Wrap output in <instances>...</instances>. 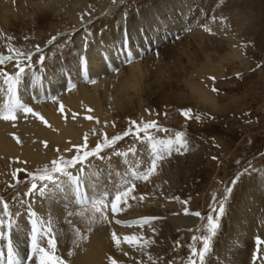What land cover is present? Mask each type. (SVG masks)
Listing matches in <instances>:
<instances>
[{"label": "bare ground", "instance_id": "bare-ground-1", "mask_svg": "<svg viewBox=\"0 0 264 264\" xmlns=\"http://www.w3.org/2000/svg\"><path fill=\"white\" fill-rule=\"evenodd\" d=\"M218 1L141 0L131 9H127L125 0H119L103 13L106 14L104 19L87 17L83 21H81L77 12L70 13V18L75 21L74 25L70 26L71 28H61L55 31L52 36L57 35L58 32L72 34V44L60 51L53 47L49 56L51 59L46 61L49 68L48 78L53 80L55 84L54 89L52 85L46 84L47 93L48 95L57 96L58 101L53 102L51 99H47L43 92L37 97L31 89L23 97L25 102L30 103L36 111L45 117L51 127L27 118L25 120L18 118L14 124L13 122L0 120V194L5 196L2 187H7L8 183L12 182L10 173L14 169L26 167L35 171L43 168L44 165L49 164L53 158H57L59 155L70 156L69 154H72L74 150L68 152L66 149L72 148L79 141V143H82L86 133L90 136L93 134L92 129H96L98 132L102 131L105 118L115 115L117 109L121 106L120 102L129 101L135 93H141L139 90L143 89H140V86L145 81L142 83V80L143 78L146 79L144 75L147 74L150 67L157 64L159 68V63L163 65L165 56L163 58L161 56L168 51L160 47L167 42L170 41L167 48L172 50V53L169 51V54L180 57V60H185L186 69L189 68V64L190 69H193V66L197 68L199 71L197 73L221 70L225 61L239 57L233 38V41L229 39L225 42L228 50L226 49L227 51L223 53L217 35L211 37L208 33L206 35L197 33L204 26L205 15L202 17L203 11L207 12L211 19L213 16L220 18L221 14L229 12L225 4L227 6V3L233 0H221L222 4L221 2L217 3ZM62 2L63 0H8L7 3L0 2V30L6 34L5 28L8 30V26L17 27L19 25L17 22L18 15L22 20L34 21L36 29L45 32L44 24L55 20L56 15L61 11ZM5 8H7V11H11L10 8L15 10L16 14L12 16V20L2 10ZM75 8L80 11L77 2H74L73 9ZM124 12L128 13L126 19L123 18ZM196 22H199L197 26H195ZM150 24L151 30L147 35L150 37L151 42L147 37L142 39L136 32L137 27L147 29ZM217 24L214 28L220 29L221 24ZM125 28L131 31L133 51L138 53V55H135L132 64L122 63L124 56L117 51L120 46L119 38ZM85 30L92 33L87 47L84 46L81 39L85 35ZM188 31L194 32L188 34ZM61 38L63 39V37H58L57 40ZM191 39H193L192 45ZM55 43L56 41L49 45L46 42L41 47L44 46L47 49ZM80 56L87 58L88 71L78 75L77 64ZM168 59L166 62L164 61L165 64H167ZM175 61L177 60L175 59ZM113 67L119 68L120 71L118 73L113 71ZM57 69L63 72L76 87L70 91L59 87V84L64 83V81L52 76V72ZM182 76L183 78L186 77L185 75ZM89 79H94L96 82L90 83ZM187 81L188 79L186 83ZM191 83L192 89L200 99L212 103L215 109L219 106L218 102H215L216 100L199 84ZM0 103H2V98H0ZM60 103H63L65 107L64 114H61L58 110ZM88 109H92V111L89 112ZM73 113H76L75 120L72 119ZM21 115L23 114L21 113ZM89 115L98 118L100 123L97 124L95 120L86 119ZM65 116H67V119H65ZM12 133L20 138L21 143L16 142L11 135ZM43 141H47V147H45ZM54 147L59 148V153L54 151ZM120 161L121 158L113 157L112 168L118 166ZM95 163L100 168L105 167V162L98 163L95 161ZM260 168H264V164L257 167V169ZM105 170L107 171V169ZM254 175L256 179L245 180L236 195L231 198L226 208V214L222 218L223 222H221L219 235L213 245L211 258L207 264H251L252 254L254 253L253 247H255L254 234L256 229L264 226V184L259 183L260 173ZM159 182L164 184L163 179H160ZM170 192L165 193L168 199L172 194ZM5 198L9 199L7 196ZM31 199L35 210L39 214L43 215L49 210V201L36 197ZM140 202H138L140 205L145 203ZM165 202L166 199L164 201H153L154 206L150 203L146 204L144 206L147 208L140 209V211L134 209L137 205L135 204L134 208L125 210V213H118L116 219L130 220L132 217L138 218L141 216L159 217L160 219L152 224L156 228L155 238L162 236L167 243L174 241L176 238L178 239L182 230L188 231L190 228L200 227L203 223L198 217L185 215L184 211L181 210L183 205L177 208L180 209L179 212L173 208L177 204L174 206ZM64 207L67 211H76L70 204ZM192 211L194 210H190V212ZM176 212L179 213L174 214ZM56 215L60 218L57 228H62L65 232V235L59 240L57 254L64 257L67 264H109V257L117 259L120 264H135L132 262V258L137 257V254L130 257L129 253H133V250L127 245L115 249L114 254H112L114 256H108L110 254H108L109 248H112V244L109 242L110 231L104 227L108 224H96L93 226V231L87 233L86 223L80 216L73 215L69 217L72 224L79 227L88 236L86 240L80 241L79 246L76 247L72 243L73 234L71 226L65 222V214L57 212ZM110 225L121 237L131 232L141 231L137 227L129 228L117 225L114 221ZM25 231L24 224L21 222L17 233L13 237L15 246L21 251L26 247L24 243ZM143 232L146 236L153 235L149 227L143 229ZM6 242L5 238L0 237V251L6 250ZM160 243L162 242L160 241ZM167 248L169 249V247ZM69 250L73 253L71 256L67 254ZM124 252H127L128 256L123 255ZM0 264H3V260H0Z\"/></svg>", "mask_w": 264, "mask_h": 264}, {"label": "snow or ice", "instance_id": "snow-or-ice-1", "mask_svg": "<svg viewBox=\"0 0 264 264\" xmlns=\"http://www.w3.org/2000/svg\"><path fill=\"white\" fill-rule=\"evenodd\" d=\"M117 0H113L116 3ZM128 13H123V18H127ZM81 21L84 17H80ZM217 17L213 16L212 20L216 21ZM224 20V17H220ZM204 30L210 34L211 29L204 25ZM149 28H136V32L141 38L148 37ZM0 35H5L6 38V53L0 52V120L14 122L19 118V114H23L25 118L29 115L36 117L46 126L51 127L48 121L40 112L36 111L28 102H25L23 97L31 89L37 97L43 92L47 99L53 102L58 101L57 96L48 95L47 85L55 84L53 80L48 78L49 68L46 61L51 58L46 56L40 45L35 44L30 49L17 47L12 43L14 37L7 36L0 32ZM67 39L62 43H56L57 51L69 47L72 44V34L58 32L52 36L47 43L49 45L57 41L58 37ZM92 33L85 30V35L81 38L84 46L87 47ZM25 40L29 37L25 36ZM120 46L117 49L122 53L124 60L122 63L132 64L135 55L133 51V43L131 39V31L128 28L123 29L122 35L119 38ZM253 46H255L253 44ZM11 65V68H8ZM257 68L261 65L257 64ZM115 72L120 69L113 67ZM88 62L85 56H80L77 64V73H87ZM52 76L58 80H63L59 87L70 91L76 87L59 69L52 72ZM237 79H243L241 73L235 74ZM215 81L216 77H209ZM90 83H95L94 79H89ZM213 93H220V89L213 86ZM31 98V97H30ZM58 110L61 114L65 113L63 103L59 104ZM89 112L92 109H88ZM146 111H149L146 109ZM180 114L188 120L195 119L201 121V114L193 112L192 108L179 109ZM167 115V113H165ZM207 115L209 119H215L214 116ZM245 116L250 114L244 113ZM67 119V116H65ZM72 119H76V113L72 114ZM88 120H95L100 123L98 118L91 115L87 116ZM251 124L249 119L246 121ZM108 124L107 121L104 122ZM112 127H115L113 122ZM93 135L98 136L97 142L93 147H89V137L86 133L83 137V143L73 145L72 148L66 149L68 152L74 150L75 154L71 158H66L59 155L56 159L50 161L43 168L35 171H27V169H16L10 173L12 182L8 183L10 189H17L19 185L26 184V191H15L10 199H6L0 194V237L6 239L4 251H0V260L3 264H67L64 257L57 254L59 240L65 235L62 228H57L60 223V218L56 215L57 212H63L65 222L71 226L73 234L72 243L78 247L79 242L86 240L88 236L82 232L79 227L72 224L69 217L73 215L80 216L86 223V232L91 233L93 226L96 224H111L113 221L117 225H123L129 228L137 227L140 232H131L121 237L115 229L111 231V240L115 247L120 249L122 245H127L137 252L142 253L149 264H160L163 257H154L149 250L156 243L155 234L156 228L152 226L153 222L160 219L156 216H141L132 220L116 219L118 213L125 210V206H130L129 202L137 200L134 194L137 188L136 181H149L152 176L157 173L159 164L173 154L183 155L191 150L190 140L187 133L180 129H171L160 124L156 119L149 120H129L128 126L121 132L109 136L107 132L97 131L92 129ZM19 144L21 140L15 133L11 134ZM131 138V143L126 150H119L116 146L119 142ZM215 143V138H212ZM47 147V141H43ZM138 146H143L146 150V156H140ZM220 147L219 144H215ZM59 153V148L56 149ZM264 157V153H261ZM113 157L121 158V168L116 170L112 168ZM211 159L216 161L217 156H212ZM105 162V167L100 168L95 161ZM25 163H27L25 161ZM240 162L237 161V164ZM107 169V171L105 170ZM24 172L26 179L22 180L18 173ZM255 173H260L259 183L264 184V168L257 169L251 162L242 170H238L228 185L224 186L223 190L217 195L213 193L212 203L209 205V211L206 216H202L199 211H192L185 207L184 214L192 215L200 218L203 223L195 229H188L190 232L199 233L191 237V243L188 244L190 254L186 261L182 264H206V258L213 252V238L217 236L221 228V219L226 214V205L230 198H233L241 183L245 180L256 179ZM32 197L47 200L50 202L49 210L41 215L39 214L32 202ZM172 199H179L173 197ZM145 195L139 196V201H144ZM187 205L188 201H183ZM71 205L76 211H67L65 205ZM175 214V213H174ZM111 217V219H110ZM21 222L24 224L26 231L24 232L26 245L23 251L17 249L13 242V237L17 233ZM150 228L152 236H146L143 229ZM199 244V246H197ZM256 252L254 253V261L260 260L264 264V239L256 237ZM175 247H180V241H174ZM68 256L73 253L68 251ZM127 256L128 253L124 252ZM109 264H120L117 259L109 257ZM138 264H145L144 260H140ZM167 264H174V260L167 261Z\"/></svg>", "mask_w": 264, "mask_h": 264}, {"label": "rangeland", "instance_id": "rangeland-1", "mask_svg": "<svg viewBox=\"0 0 264 264\" xmlns=\"http://www.w3.org/2000/svg\"><path fill=\"white\" fill-rule=\"evenodd\" d=\"M0 2L7 3L8 0H0ZM74 2H77L80 11L76 10V8L73 9ZM140 2L141 0H125L127 9H131L135 4ZM220 2L221 0L217 3ZM112 4H114L113 0H63L60 6L61 11L56 15L55 20L44 24L45 32L38 31L34 21L22 20L18 15L17 22L19 25L13 28L8 26V30L5 28V32L7 36L14 37L12 43L17 47L30 49L35 44L40 46L45 45L55 31L61 28H71L70 26H73L75 21L70 18V13L77 12L79 18L83 16L84 19L87 17L104 19L106 14L103 13ZM225 7L228 8L229 12L220 15L225 18L222 21L219 18L213 21L209 18L207 12H202V17L205 15L204 25H207L215 36L205 31L204 27L198 30L197 33L200 35L208 33L211 37H216L217 35L219 39L217 40L218 43L221 42L222 46H220L223 53L228 50L225 42L229 39L232 41L234 39L239 57H236L234 60L225 61L221 70L197 73L199 72L197 68L193 66V69H190L189 64V68L187 67L188 69H186L185 66L187 64L185 60L181 59V61L180 57L169 54V51L172 53V50L167 48L170 45L169 41L160 47L168 51L161 56L162 58L165 56L163 65L159 63V68L157 64H153L154 66L150 67V70L144 75L146 79L143 78L142 80V83L145 81L140 86V89H143L139 90L141 93L137 91L138 94L135 93L131 100L124 101V103L120 102L121 106L117 109L115 115L105 118L108 124L102 125V131L107 132L109 136L123 131L128 126L130 119L137 121L141 119H156L165 127L184 130L190 140L191 150L189 152L183 155L173 154L162 161L158 166L157 173L149 181H136L137 188L134 194L137 196V200L130 201V206H125V210L132 209L137 204L134 209L140 211V209L147 208L144 206L146 204L150 203L153 205V201H164L166 199L165 203H170L174 206L177 204L176 207H173L176 209L175 211H179L180 209L178 210L177 208L183 205V208H181L183 211L187 207L189 210L199 211L202 216H206L209 211V205L212 203L213 193L219 195L238 170H242L249 162L255 168L264 164V157L261 156V153H264V0H233L227 3V6L225 4ZM10 9L11 11H7V8L2 10L12 20V16H15L16 12L13 8ZM198 23L196 22L195 26ZM216 23H218L217 25L221 24L220 29L214 28ZM31 24L33 27L30 26ZM0 32L4 33L1 30ZM193 32L188 31V34H192ZM0 36V52L6 53V38L4 35ZM25 36H28L29 39L25 40ZM67 38V35H65L63 39L57 40L56 43H62ZM192 42L193 39H191V45ZM56 43L47 49L44 46L41 47L46 56H50V51L55 47ZM167 59V64H165ZM177 64L179 65L177 66ZM257 64H260L261 67L257 68ZM8 68L10 69L11 65H8ZM237 72L242 74L243 79L236 78L235 74ZM182 75L186 77L183 78ZM211 76H215L216 80H210L209 77ZM187 79L188 84L186 83ZM191 82L197 83L205 89L216 100L215 102H218L219 106L215 109L212 103L200 99L192 89ZM213 86L220 89L219 94L211 91ZM138 95L141 96L136 97ZM189 107L193 109L194 113L201 114L203 119L197 121L195 119L188 120L183 117L179 109ZM146 109L149 111H146ZM244 113L250 115L245 116ZM204 114L214 116L215 119H209ZM20 118L22 120L26 119L24 115L19 114ZM27 119L38 123L41 122L31 115ZM249 119L252 121L251 124L246 122ZM113 122L115 123V127L111 126ZM88 137L89 147H93L99 137L93 134L91 136L88 135ZM213 137L215 138V143L212 141ZM79 142L78 144H81ZM130 143L131 138H125L116 147L119 150H126ZM215 144H219L220 147H216ZM138 147L140 156H146L145 148L143 146ZM54 151H56L55 147ZM74 154L75 152L69 154L70 156H63L71 158ZM212 156H217L218 159L213 161L211 159ZM237 161L240 163L237 164ZM97 162L102 163V161L98 160ZM120 168L121 163L113 169L120 170ZM20 169L32 171L26 167H20ZM166 173L169 180L167 176V179L165 177ZM18 175L20 179H26L24 172L18 173ZM160 179L164 180V184L163 182H159ZM241 186L242 183L239 187ZM26 187V184L19 185L17 189L2 187V191L10 199L15 191H26ZM169 191L172 193L169 196L170 199L165 195ZM141 194L145 195V200L140 202H145L144 205L138 203ZM173 197H179V199H172ZM185 200L188 201L187 205L183 203ZM125 210L122 212L125 213ZM133 218L136 219L135 217ZM221 222H223L222 219ZM104 227L110 231L109 242L112 244V248H109L108 254H110L108 256H114L112 254L117 249L111 240V231L114 228L110 224ZM194 234L198 235L199 233L182 230L181 235L178 236L179 238L174 239V241H180V247H175L174 241L167 243L162 236H157V239L155 238L156 243L149 250L154 257H163L160 264H167L169 260H174V264H182V261H186L187 256L190 254L188 244L191 243V237ZM218 235L219 232L213 238V245ZM257 236L264 239V226L256 229V233L254 234V253L257 248ZM156 244L159 246H155ZM130 249L133 250V253H129L130 257L137 254V257L132 258L133 263L137 264L140 260H144L145 264H149L142 253H137L134 249ZM254 253L252 254L251 264H261L260 260L254 261ZM210 258V255L206 258V264Z\"/></svg>", "mask_w": 264, "mask_h": 264}]
</instances>
